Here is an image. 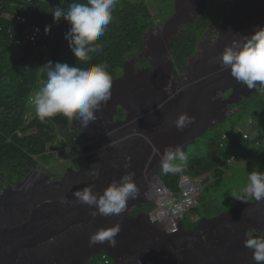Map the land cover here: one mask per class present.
Returning a JSON list of instances; mask_svg holds the SVG:
<instances>
[{"label":"trees","instance_id":"trees-1","mask_svg":"<svg viewBox=\"0 0 264 264\" xmlns=\"http://www.w3.org/2000/svg\"><path fill=\"white\" fill-rule=\"evenodd\" d=\"M175 1L176 0H174V2ZM230 1L231 0L207 1V7L204 8L205 12L202 13V15L194 21L193 24H186L183 27L178 25L177 30L179 27L182 28H180V34H178L174 40V36L171 38V43L168 48V55L169 57L171 56V60L174 64L173 75L175 77L179 78L183 75L184 71V78L188 77L187 79H189L192 83L194 82V78L186 72L190 70L192 65L191 63L196 61L195 53L198 45L203 40L205 34L210 30V26L213 23L220 26L223 22L220 27L221 31L219 36L220 39L223 38L224 42L228 41L227 44H231L235 39H238L241 36L250 35L259 26H264L261 19L257 20L258 24L252 23L240 31L239 34L233 33L230 39L227 40V36L231 33L230 27L234 25V21L237 20L240 15V13H238L237 16H230L229 18L226 16V14L230 12V7H228ZM263 2L264 0H253L248 3L247 6L242 4L244 9L241 11L243 15L242 20H249L248 16H250L253 11L261 9ZM73 3H87V0H32L30 5L24 0H2L4 9L3 12H7L8 14L14 16H25L31 24L42 28L44 32V39L40 41V44L36 48H32L31 46L24 44L18 45L14 37L13 39L10 38V34L15 35V37L16 35L19 36L21 34V27L17 23H13L11 21H3L1 23L0 192L3 188L8 189H6L0 197V233L8 234L11 238H14L17 236L15 233L20 230H15L12 225L8 223V221L3 223V215L1 212L4 209L11 211L14 208L17 215L26 213L27 215H33L40 219V217L36 215V210L39 209L41 216H43L45 220H50L48 235H44L43 228L38 231L39 237H44L47 241L40 244L42 248L39 253H36V251L33 253L32 249L31 253L26 252V248L24 247L25 242H22L20 245H14V242H10L8 248L9 252L6 253L8 255L7 261L5 262L2 257L3 255H0L4 264H17L16 259L23 262L25 258H32V256L45 260L47 264L49 262V264H56L52 263V257L54 255H60L61 253V238H63L62 228L64 229L65 227L64 218H80L79 216H81V212H83L82 217L80 218L81 224L75 227H73V225L69 229H72L73 234H78L80 236L82 245H87L89 242V236L95 233V231L89 228L85 222L88 217L86 214L95 210V206H89L87 204L82 205L81 207L71 206L69 208L71 211L67 212L66 207L63 205L64 202L67 201H65L63 195L59 194L60 191H63L64 193L66 188L65 182L61 179L58 181L54 180L48 182L50 179L49 175H47V177L44 175L39 181H37L34 174L37 170L34 169L45 166V169L48 170V174L50 175L53 170L56 172L58 171L61 174H63V172L65 173L67 171V167L62 170L53 169L48 165L50 162L60 163L53 159L54 153H59L62 160L65 157L66 150L71 149L76 155L81 152L82 131L85 133L84 138H87L86 145L95 143L114 132L111 127H104V125L101 124L103 123V120L107 118L104 116L108 114L109 109L106 106L107 103L102 104L100 110H98L101 115L100 120L97 123L95 121L90 122L87 127H80L75 121H70L62 115L48 118L42 122L36 114L31 112V107L33 105L31 100L47 79L46 71L42 67L49 60L54 63L66 62L70 65L81 68L92 64L106 62L108 64L107 71L112 77L113 84L111 93H113L115 91V85L123 81L118 79L123 76V73L121 72L123 71V68L126 72L129 65L137 64V66L141 68L148 66V62L146 61L147 59L143 57L139 58V56L142 55L145 50L144 41L146 42L149 30L154 27V17L148 4L144 0L138 2L129 0L118 1L112 11V22L108 25L104 35L97 41V43L103 45V51L99 54H90V60L86 63L78 61L69 49L68 41L65 39V34L68 33L70 29L68 22L63 18H61L58 22L54 21L52 15L57 8L67 9ZM23 5L29 8H22L21 6ZM175 14L176 10L174 9L172 17H174ZM223 19L224 21L226 20L227 23H224ZM229 19H231L230 26L226 29L227 25H229ZM46 28L48 31H46ZM177 33L178 32L176 31V34L174 35H177ZM219 57L220 56H218L215 60L217 64L214 65V68L212 69L213 72L211 74H216V68L221 64ZM129 61L131 62L127 63ZM187 63H190L191 65L188 66ZM219 70L221 69H218V71ZM181 81H183V84L185 83L183 79H181ZM186 89L192 90L193 86L189 85L188 88H184V90ZM145 102H147V100ZM153 102L154 98L149 97L148 103L151 105V108L148 110L140 108L131 100L119 103L118 105L116 104L127 112L126 120L121 122L123 124L122 128L139 119L141 115L144 116L151 113V111L157 110L158 108H156L155 103ZM117 106H115V109ZM244 108L245 107L243 106L242 109ZM124 110L120 109L118 112V118L122 120H124L126 116ZM261 111L263 112H261V116L264 118L263 95ZM213 118L217 119V115H213L212 118L208 119V121ZM110 119L113 120V116H111ZM174 121L166 125L164 129L174 125ZM210 126L213 127V124L210 123ZM245 133L247 132H243L241 134L235 133V131L225 133L227 136V140L225 142L223 141V144L226 143L225 146H222V143H220L219 140L216 142L214 140H209L208 138V152L206 153L200 152L201 150L198 148H194L193 150L190 148V165L186 170V173H184L193 178H200L205 175L211 176V181L209 178L205 180L204 184H207V186L204 187L203 192L205 190H209L210 187H212L215 192L222 195L223 193L221 192L223 188H226L224 191H230V189H228L230 188V186L228 187V183L223 182L225 178L230 177L229 175L232 170V168L227 165L225 161L228 156L232 154L237 155L239 161L246 162L251 169H254L258 165V162H264V155H261V153H255L257 148L264 150V134H261L260 132H257L256 134L249 132V138L248 140H245ZM201 134H203V132L193 134L190 138L191 143L193 144L196 138ZM188 142L186 143L188 144ZM257 144H259V146ZM225 151H232V153L225 154ZM60 167L61 165L57 168ZM51 176L59 178L57 173ZM160 178L169 191H179V173L175 171L165 172L162 170L160 172ZM208 185H210V187ZM203 192L199 198V202H202L203 206H205L207 203H205L206 196H203ZM239 193L242 196L243 193H241V191ZM224 195L230 196L229 193H224ZM4 197H7L6 207L3 206L2 202ZM47 201H50V203ZM135 205L136 204H131L127 208L126 214ZM197 207L191 210L190 213H192V216H195ZM52 208L59 213L58 217L56 215H51ZM143 210L144 207L135 209L130 217H134ZM202 212L204 213L205 211L202 210ZM238 213L242 215L241 218L243 221L234 224L237 226L249 224L251 225L250 228H246L243 232H238V234H236L234 230H230V226H228L229 228L224 227L221 229H214L213 226H211L193 241L185 239L179 240L178 245L181 247L183 244L186 247L187 252L190 248L195 247L200 251V253L204 254L207 247L226 244L229 246L230 250L235 253L238 244L243 243L246 231H251L254 235L263 237L258 233L259 229L260 231L264 229L263 203L258 208L250 210L240 209L238 210ZM127 216L128 214L125 216V222H127L128 229L126 233L124 232L115 238V246L111 247L107 242H104L101 243V246L103 247L98 248L95 244H93L94 246L92 247L94 254L91 258L95 257L99 253L105 252V254H110L112 257L119 256L122 258V260L118 262L117 260H113L116 264L123 263L124 255L127 254L129 248H134L137 245V239L139 238L137 235L140 236V230H135V232L129 234V231L131 230L129 222L131 221L126 220ZM110 218L111 219H109L108 216L105 219L106 224L101 226L102 229H108L115 225L117 218L113 215H110ZM108 219L109 221H107ZM197 225L198 223H195V227ZM122 230L124 229L121 228V231ZM23 233H25L24 230H22L20 235ZM204 235H207V238H204ZM151 243L152 242H149L147 246L149 247L152 245ZM188 245L191 246L189 247ZM203 245H206V248H203ZM49 257L52 259L48 260L50 259ZM253 262L254 261H252V263ZM123 264H168V259L160 257L158 260H152V256L149 253L147 258L133 257ZM210 264L220 263L215 259V257H211ZM244 264L248 263L245 262Z\"/></svg>","mask_w":264,"mask_h":264},{"label":"rangeland","instance_id":"rangeland-1","mask_svg":"<svg viewBox=\"0 0 264 264\" xmlns=\"http://www.w3.org/2000/svg\"><path fill=\"white\" fill-rule=\"evenodd\" d=\"M120 1V0H118ZM122 1V0H121ZM129 1H142V0H129ZM154 17L153 24L154 27L153 30L149 31L146 42H145V49L146 51L139 56L146 58L142 60H146L148 62V66L144 67L147 71L144 69L137 68L135 65H129L126 69V72L124 71V78L122 77V82H119L115 85V91L114 94H121L122 97L126 96L121 102H128L133 101L136 103L140 108L148 110L151 108V105L148 103V98H154V102L156 108H158L155 111H151V113L147 115H141L139 119H137V122L131 123L130 125H126L123 128L113 127L115 129L114 132L110 133L109 135L105 136L100 141H97L95 143L89 144L86 146V139H84V146L81 147L82 151L79 152L77 155L72 153V150H66L65 151V157L60 161V163L56 162H50L48 165L51 168L55 169H62L66 168L67 172H63V176L60 179H64L66 183L69 184L72 188L76 190L84 189L87 186H92V191L95 193H103V191L112 183L113 180H119V178L126 174V173H134V180L135 183L139 189V195L137 199L140 197V192L143 187H145L146 183L145 181H142V164H140V160H143V156L145 153L149 150V147L155 146L156 149V155L161 159L160 155L157 153H161L164 148H168L169 146L175 147L176 144H174L173 138L176 135L177 128L175 125L170 126L169 128H166V125H168L170 122L174 121L180 114L185 113V111L188 108V102L191 101V99H188L189 95L191 94L192 90L184 88H188L190 85L197 86V100L200 96L203 95L202 91H199L200 88L202 89L205 87V84L203 80L207 78V74L211 76V73L213 72L214 65L217 64V62H214L218 56L223 52V44L224 42L223 38H219L217 45L215 49V53H213L210 49L212 43L215 42L217 34L218 27H214L213 29H210L208 33L204 36L202 42L198 46V51L196 52V61L194 63H188V66L191 65L190 70H188L186 73L190 74L194 78L195 82H191L189 79L184 78V84L181 79H175L173 76H171V70L173 67H171L170 63V57H168V47L171 43V38L174 34H176V31L179 34L180 28L186 24H193L192 22L196 20L200 14H202L205 10L207 1L204 0L203 5H199V0H144ZM253 0H238V2L231 3L229 5L230 12L227 14L228 18L230 16H237L238 13H240L239 18L234 21L235 27H230L231 33L227 36V40L230 39L231 35L233 33L239 34L240 31H242L244 28H246V20H242V13L243 6H247L248 3L252 2ZM192 3V7L190 8L189 4ZM202 8V10H201ZM176 10V16H173V10ZM201 10V11H199ZM233 10V13H232ZM199 11V12H198ZM194 12H198L195 14V18L192 19V15ZM252 15H262L261 21L264 24V2L261 9H257L253 11ZM248 16V15H247ZM246 16V17H247ZM172 19H171V18ZM250 16H248L249 19ZM233 18V17H232ZM231 18V19H232ZM252 20H254L255 17H251ZM169 19H171L169 21ZM229 19V25H227V28L230 26ZM167 21H169L167 23ZM249 21V20H248ZM227 23L225 20L224 23ZM166 23V24H165ZM178 25H181L179 27V31L177 30ZM161 26V27H160ZM175 31V32H174ZM174 32V33H171ZM220 37V36H219ZM225 39V38H224ZM135 60V59H134ZM152 65V66H151ZM186 67V66H185ZM152 68V70H151ZM216 75L217 78L215 82L212 84V89L214 91V94H217L219 91L224 94L225 92L229 91V89H233L231 91V94H227L228 99L225 100V102H222L221 100H218V107L213 112V115H217L218 124L217 126H214L209 131H207L205 134H201L196 141L192 144L191 141L188 142V144H185L184 152L187 151L188 146L190 145L191 150L194 148H198L201 150L200 152L206 153L208 152V146L207 141L214 140L217 142V140L220 141L223 135L228 132L235 131V133H243V132H252L256 134L257 132H260L261 134H264V118H262L261 114L263 113L262 110V95L260 91L255 93L249 100H243V103L240 104L241 106L232 109H239L245 107L242 110L237 111L235 114H228L231 115L227 119L224 117L223 114H221L222 108H227L228 105H231L235 102H232V98L235 94L238 92L235 91L236 87H230V84L224 83L225 80L228 78V74H222L218 75L217 73H220V66H217L216 68ZM125 70V69H124ZM152 71V72H149ZM123 72V71H121ZM120 72V73H121ZM165 80L168 82V86L164 87ZM241 84V83H239ZM164 91V92H163ZM254 89L252 90V92ZM234 92V94H233ZM255 92V91H254ZM111 93V94H113ZM167 94V95H166ZM154 95V96H151ZM247 98V97H245ZM147 100V102H145ZM197 103V102H196ZM238 103V102H237ZM146 105V108H145ZM194 105V104H193ZM234 107V106H233ZM194 109L195 106H192L189 104V110ZM31 112L33 114L35 113V107L32 105ZM262 112V113H261ZM212 115V116H213ZM260 115V116H259ZM96 119L94 120L96 123L100 120V112L97 111L95 113ZM143 116V117H142ZM226 120V121H225ZM139 121V122H138ZM250 121H252L250 123ZM78 126L81 127L79 122L75 121ZM111 124H113L111 122ZM112 129V126H111ZM134 129V130H133ZM118 130H121L117 132ZM138 135L137 139L134 141V135ZM127 137V138H126ZM122 138H126V140H122ZM151 138V139H150ZM147 140V141H146ZM160 140V141H159ZM134 141V142H133ZM148 142L149 145L145 146L144 143ZM112 143V146H110ZM147 143V144H148ZM192 144V145H191ZM134 148V150H133ZM133 152V161L128 162V170L122 171L119 170V166H117L118 160H124L128 154H131ZM91 153L94 158H91V156H88L87 154ZM225 154L232 153V151H225ZM256 154L261 153V155H264V150L257 148L255 151ZM186 156V162H181L179 160H176L173 162L174 165L178 166L177 173L185 172L188 169L190 165V156L191 151L184 153ZM84 158V162H82L80 159ZM130 160V159H129ZM158 161V160H157ZM154 164V176L157 177L158 172L160 171V164L157 162ZM82 162V163H81ZM81 163V164H80ZM59 164V165H57ZM80 164V165H79ZM96 164V165H94ZM60 168H57L60 166ZM115 165V166H114ZM79 166L78 170H75L73 168H77ZM93 166V169L98 168L100 171V175L98 178L93 177L91 172V167ZM232 168L230 177L225 178L223 182L228 183V187L230 186V191H224L226 188H223L222 194L217 193L214 191L210 185L209 190H205L203 192V196H206L207 203L205 206H203L202 202H199V206L197 207V212L195 213V216H192V213H187L184 217L183 223L181 224V230L183 231L182 236L178 240H165L163 237L164 235H156L157 238H160L159 242L153 241V234L159 233L157 228H152L149 226L146 222V224L141 225V233L137 240L141 241L143 239H148V242L152 241V245H150L148 248H146L147 252H150L152 256V260L156 259L158 260L160 257H166L172 261V263L175 264H185V254L187 252L185 246L182 244L181 247L178 245L179 240H188L193 241L196 239L199 235H202L206 229L213 226L214 229H221L224 227L230 226V230L236 231V224L237 222L243 221L242 215L238 213V210L245 209L250 210L254 208H258L264 204V200L256 201L254 198H252V201H246L247 199L251 198L248 196H244L242 194L243 200H237L234 199L232 194L234 192L239 193L240 190L246 185L247 183V177L248 174L254 170L264 172V162L260 161L258 162V165L251 169L250 166L247 165L244 161H239L232 163L230 166ZM45 166H42L41 168H36L34 170H37L35 174V179L39 181L42 176H46V172H48L47 169H45ZM33 170V171H34ZM65 170V171H66ZM158 170V172H157ZM32 171V172H33ZM250 171V172H249ZM38 172V173H37ZM44 172V173H43ZM60 175V172H56L53 170L51 172V175ZM152 176H150L151 178ZM54 177H50L48 182L53 181ZM47 182V181H46ZM207 186V184H204V187ZM175 192V191H174ZM224 193H229L230 196H225ZM65 194L69 196V198L66 200L74 199L73 201H76L77 197L75 195H71L69 193V188H66L64 190V196ZM66 196V197H67ZM209 197V198H208ZM136 199V200H137ZM215 199V200H214ZM65 200V201H66ZM50 203V201H47ZM78 202V203H77ZM84 203H81L79 200L76 201L75 206L81 207ZM131 205L130 202H128V207ZM64 206H71L70 203L64 204ZM147 206V205H146ZM127 207V208H128ZM203 207V208H202ZM149 206L147 211L149 210ZM156 208V207H155ZM155 208H151L150 211H153ZM202 210L205 212L203 213ZM52 208V213L58 217V212L55 211ZM66 211L70 212L71 209H66ZM65 211V213H66ZM139 211V210H138ZM126 212L121 213L120 215H113L116 217L117 221L115 224H119L121 228L124 230L120 231V233L117 235H121L124 232L126 233L128 227L127 222H125V216ZM64 213V216H65ZM37 214L41 218V214L39 213V210L37 211ZM83 212H81L82 217ZM108 216L99 215L97 218V225L99 227L106 224V218ZM193 218H197L196 221H193ZM83 219V218H82ZM109 219L110 216H109ZM109 219L107 221H109ZM145 221V220H144ZM195 223H199L195 227ZM80 219L74 218H64V231L66 229H69L70 227H75L76 225H80ZM184 224V226H183ZM129 225L131 227V230L129 231V234H132L135 232V226L129 222ZM229 228V227H228ZM227 228V229H228ZM155 229V230H154ZM237 232V231H236ZM116 236V238H117ZM262 236V235H261ZM134 237V236H133ZM132 237V238H133ZM204 238H207V235L203 236ZM172 239V238H171ZM96 247L102 248L101 243H96ZM189 247L191 245H188ZM143 250H139L137 253L141 256H143ZM103 253L98 254L97 256L93 257L89 264H104L103 261ZM137 254L133 253V255L126 256L127 259L135 257ZM180 256V257H179ZM112 263L113 260L110 259ZM27 262V261H24ZM31 262V261H28ZM53 263V262H52ZM27 264V263H25Z\"/></svg>","mask_w":264,"mask_h":264},{"label":"clouds","instance_id":"clouds-1","mask_svg":"<svg viewBox=\"0 0 264 264\" xmlns=\"http://www.w3.org/2000/svg\"><path fill=\"white\" fill-rule=\"evenodd\" d=\"M203 2L204 0L198 1L199 5L200 3L201 5H203ZM234 2H238V0H231L229 5L231 3L233 4ZM117 3L118 0H87V3H73L67 9L57 8L52 14L54 21L58 22L61 18H63L70 25L68 33L65 34V39L68 41L69 49L72 52L73 56L81 63L88 62L90 60V54H99L103 51V45L97 43V41L104 35L108 25L112 22V11ZM192 5L193 4L190 3L189 7L193 8ZM198 12L193 13V15L191 16L192 19L195 18V14ZM201 15L202 14H200V16ZM251 17H255L254 20H252ZM261 18L262 15H250L249 21L246 20V26L248 27L252 23L258 24L257 20H260ZM169 21H167V23ZM194 21L192 23H194ZM221 25L219 26L218 24L213 23L210 26V29L218 27L217 34L216 36H214L216 40L210 47L213 53H215V47H217V45L219 44L218 40L220 38L219 34L221 31ZM46 31H48L47 28ZM173 36L172 37L174 40V38L178 36V34ZM227 43L228 41L222 45L224 50L219 57L221 70L220 73L217 74L222 75L230 73V79L233 77L237 82L242 84L235 88L239 93L235 100H238L240 97L249 95L252 89H257L258 87H261L259 90L260 93L264 94V26H259L250 35H244L238 39H235L231 44ZM145 51L146 49L144 50V52ZM148 62H150V60ZM170 63L172 65L171 67H173L174 64L172 60H170ZM42 68L46 71V82L35 93L34 97L31 100V103L35 107L36 116L42 122L48 118L62 115L68 118V120L70 121L79 122L82 127H87L90 122H93L96 119L95 113L100 110L101 105L106 103V106L109 109L108 117L103 120V123L101 124L112 126L113 131H115L116 128L114 129L113 127H116V123L126 120L127 112L120 106H117L119 103H123L121 101L125 100L124 98L126 96L122 97L121 94L113 93L111 98V89L113 83L112 77L107 71L108 64L106 62L92 64L87 67L81 68L70 65L66 62L54 63L53 61L49 60ZM137 68L140 69L141 67L137 66ZM144 70L147 71L146 69ZM171 71V76H173L175 79H184V71L183 75L179 78L173 75L174 68H172ZM122 73L124 75V68ZM215 75L216 74H211L210 76L207 74V78L203 80L205 87H203L202 89L200 88L199 90L203 92V95L200 96L198 100L197 86H195L194 84L191 85L193 86V89L188 97V99H191V101H189L188 103L192 106H195V110H189L188 104V108L185 113L180 114L175 119L174 125L177 128L176 135L173 138L174 144H176L175 147L169 146L168 148H164L162 154L158 152L157 154L160 155V159L156 155L155 146L151 147L148 142L144 143V145L148 143L147 145L150 146L149 149L152 150V157L150 162L151 166H154V164L156 163L155 156H157V162H159L161 166L159 171L160 180V172L162 170H164L165 172H177L176 170H178V166L173 164L174 161L179 160L181 162H186V156L184 153L188 152V150L190 149V145L188 146L186 152H184V148L186 142L191 141L190 138L193 134H199L202 132L203 134H205L214 126L219 125L218 119L213 118L209 121L208 119L212 118L214 110L217 109L218 100L225 102V100L228 99V95H226L228 91L225 94L217 93L216 95H213L214 91L212 89V84L217 79ZM122 77L118 79H121ZM167 86L168 82L165 80L164 87ZM243 100L240 102V104L243 103ZM240 104L228 106L227 109L223 107L220 112L227 119L229 117L228 112H230L231 114H235L237 111L242 109H237ZM115 106H117L116 109ZM235 106H237L236 109H232L235 108ZM120 109L124 110L126 113L124 120L118 118V112ZM111 116H113L112 121L109 120ZM111 122L113 124H111ZM135 122H137V120H135ZM251 122L252 121H250V123ZM210 123L213 124V127L210 126ZM118 128H122V126L117 127V129ZM120 131L121 130H118L117 132L121 133ZM137 136H135L134 141L137 139ZM248 138L249 132L244 134V139L248 140ZM226 140L227 136L223 135L220 139V143H222V146H225L226 143L223 144V141L225 142ZM257 145L259 146V144ZM83 146L84 140L82 131L81 147ZM110 146H112V143ZM80 150L82 151V149ZM55 154L59 156L57 158L54 157L53 159L58 162L62 161L60 154L54 153V155ZM238 159L239 158L237 155L232 154L228 156L225 161L227 165L231 166L232 163L237 162ZM80 160L84 162V158ZM127 161L129 162L133 160L130 159ZM73 169L77 170L78 166L77 168ZM145 169L146 170L143 169L142 165V181H145L146 185L141 189L142 192H140V197L138 199L137 197L139 195V189L134 180V173L130 172L122 175L119 180H113L112 183L103 191V193H95L92 191V186H87L84 189L77 190L74 195L81 203L87 204L89 206H95V210H93L91 213L93 216L97 215V213L103 216L120 215L127 210L128 202H130L131 204H138V206L130 212L129 218L137 219L138 217L143 216L139 221L140 225H144L147 223L152 228H157L158 230L156 231H159V233L152 235L154 242L160 241V238H157L156 240L155 237L158 234H164L165 236L163 238L165 240H178L183 234V231L181 230V224L183 223L185 215L191 212V210L195 209L198 206V203L194 208L189 209L181 217L177 218L171 216L165 209V205H167V203L169 202L168 198L171 197V201L174 202L179 201L181 195L180 183L182 177L188 178V180H190L193 185L200 188V198L204 189V182L207 178H209L211 181V176L205 175L200 178H193L188 176L184 172H180L178 185L179 191L172 192L166 188L163 182V188L159 185L158 181L154 178V173L151 170V167ZM90 170V174L93 177H99L100 171L98 168L93 169L92 166ZM45 174L49 175L52 178V176L48 174V172H46ZM63 175L64 174H60L59 178L53 179L58 181ZM150 176L152 177L150 178ZM5 189L7 188H3V190ZM3 190L0 193H2ZM240 191L244 196L252 197L256 201L264 200V172L256 170L250 172L247 177L246 185ZM231 197L237 200H243L241 194L237 192H234ZM250 201H252V199ZM148 206L150 208L147 211ZM139 207H144V210L136 214L134 217H130L134 210ZM151 208L155 209L153 211H150ZM196 220L197 218H193V221ZM120 231L121 226L119 224H115L108 229H98L95 233L89 236V244L90 246H94L93 244L96 243L107 242L109 246L114 247L116 244L115 238L120 233ZM244 236V246L252 251V259L255 264H264V237H258L251 231H246ZM102 253H104V264H115L111 262V258L107 254H105V252ZM135 254H137L136 256H140L138 253ZM87 264H89V262Z\"/></svg>","mask_w":264,"mask_h":264},{"label":"bare ground","instance_id":"bare-ground-1","mask_svg":"<svg viewBox=\"0 0 264 264\" xmlns=\"http://www.w3.org/2000/svg\"><path fill=\"white\" fill-rule=\"evenodd\" d=\"M130 62H128V63H130ZM230 76L231 75L228 74V78L225 80L224 83L230 84L229 85L230 87H236V86L242 85V84H239V82H237L233 77L230 79ZM260 88L261 87L254 89L255 92L254 91L252 92V90H253L252 89L249 95L244 96V97H240L238 100H235V99L239 95V93L235 94L234 97L232 98V102H235V103H233L231 105H238V104H240V102L243 99L249 100L252 97V95H254L257 91L260 90ZM229 90L233 91V89H229ZM235 91H237V89ZM218 93H221V92L219 91ZM228 93L231 94V91H228ZM233 94H234V92H233ZM245 97H247V98H245ZM231 105H228V106H231ZM228 114H230V113H228ZM104 117H108V114ZM229 117H230V115H229ZM109 120L112 121L111 119H109ZM121 122H124V121L117 122L115 126L116 127L122 126L123 124ZM133 123H135V122H133ZM105 126H108V128L111 127L110 125H104V127ZM84 134L85 133L83 132V140L87 139V138H84ZM135 136H137V135H134V137ZM126 138H122V140H126ZM85 141L87 142V140H85ZM145 146H148V145L146 144ZM133 150H134V148H133ZM87 155L91 156V158L95 157L94 153H93V155H91V153H88ZM132 157H133V152L131 154H128L124 160H118L117 166H119V170L121 169L122 171H127L128 170V161L127 160L132 159ZM151 157H152V150L149 149V151H147L145 153V155L143 156V160L142 161L140 160V164L143 165L144 170H146L145 168L151 167V170L153 171V173H155L154 172V166H151V163H150ZM156 161H157V156H155V162ZM78 169H79V166H78ZM157 172H158V170H157ZM154 178L158 181L159 185L163 188L164 186L162 184V181L159 179V172L157 174V177L154 176ZM61 180L63 182H65L64 179H61ZM65 184H66V188H69V193L71 195H74V193L77 190L72 188L71 186H69L68 183L65 182ZM5 190H3V192ZM3 192L0 193V197L2 196ZM59 194L63 195V198L65 200H66V198L67 199L69 198V196H67L68 194L67 195L65 194V196H64L63 191L62 192L60 191ZM158 197H159V195H158ZM251 199H252V197L247 199L246 201L250 202ZM73 200L74 199H71L68 201L66 200V201H67V203H70L71 206H75V203H76V201H78V199H76V201H73ZM2 202H3V206L6 207L7 206V197H4ZM64 204H66V202H64ZM83 205H85V204H83ZM71 206H65V207H66V209L67 208L69 209ZM137 206H138V204L135 205L133 208L131 207L132 209L127 213L128 216L126 217V220L131 221V223L136 227V229L140 230V233H141L142 231H141V225L139 224V221L143 216H140L137 219H130L129 218L130 212ZM38 210L39 209L36 210V215L38 217H40L37 214ZM76 210H79V209H76ZM39 213H40V211H39ZM91 213L86 214L88 217L86 218L85 222L89 228H91L93 231L96 232L98 229H102V227H99L97 225V220H98L97 217L100 214L97 213V215L93 216ZM1 214L3 215V217H2L3 223L5 221H8V223L10 225H12V227L15 230L20 229L18 232L15 233L17 236H15L14 238H11L10 235H8V234L0 233V255H3L2 257L4 258L5 262L7 261L8 255L6 253L9 252L8 248H9L10 242H14V245L15 244L20 245L22 242H25L24 243V247L26 248L25 251L29 252V253H31V249H32L33 253H34V251H36V253H39L41 251L42 247L40 244L44 243L46 241V239L44 237L40 238L38 231L41 228H43L44 229V235H48L49 234L50 220H45V218L43 216H41V218H42V221H41V219L36 218L33 215H27L26 213L25 214L22 213L20 215H17L14 208L11 211H7L6 209H4V210H2ZM51 215H54V214L51 213ZM78 219H80V218H78ZM80 222H81V219H80ZM76 226H79V225H76ZM250 227H251V225H249V224L237 226V228H236L237 232L235 231V233L238 234V232H243L246 228H250ZM22 230H24L25 233L20 235L22 233ZM62 230H63V235H62L63 238H61L62 239L61 253H60V255H54L52 257L53 259L51 257H49L50 259H48V260L52 259L53 263H56V264L57 263L58 264H87L92 259L91 257L94 254L93 247L90 246L89 242L87 245H82L81 240H80V236L78 234H73L72 229H66L64 231V229L62 228ZM258 233L264 237V229L261 231L259 229ZM148 239H144L141 241L138 240V243L134 248H129L127 254L124 255L123 263L127 262L129 260L126 258L127 255H133V253H137L139 250H143V249H145V251L143 252V256H141V254H140V256H135V258H142V257L147 258L149 256V253H150V252H147V250H146V248H148L147 245L149 243ZM10 240H14V241H10ZM203 248H206V245H203ZM107 255L111 259L117 260V262L122 260V258H120L119 256L112 257L110 254H107ZM185 257H186L185 264H210L211 257L212 258L215 257V259L217 261H219L220 264H240L241 262H242L241 264H244L245 262H247L248 264H254V262L252 263V261H253L252 251L249 250L248 248H246L244 246V243L238 244V247H237L235 253H233L230 250L229 246L226 244H219L216 246L207 247L204 254L200 253V251L197 248L193 247V248H190L188 250ZM166 259H168V258H166ZM24 261H27V262H24ZM24 261L21 262V260L16 259L17 264H25V263H27V264H47V262H45V260L38 259L35 256H32V258H25ZM28 261H31V262H28ZM114 263L116 264L115 261H114ZM123 263H121V264H123ZM0 264H4V262L1 260V258H0ZM168 264H175V263H172V261L170 259H168Z\"/></svg>","mask_w":264,"mask_h":264},{"label":"built area","instance_id":"built-area-1","mask_svg":"<svg viewBox=\"0 0 264 264\" xmlns=\"http://www.w3.org/2000/svg\"><path fill=\"white\" fill-rule=\"evenodd\" d=\"M27 4H31L32 0H24ZM44 1V0H40ZM28 9L29 7L21 6ZM2 0H0V26L3 21H11L17 23L21 27V34L18 36L10 34V38L16 39L18 45H28L32 48H36L40 41L44 39V32L41 27L33 25L29 20L22 15H10L7 12H3ZM1 30V28H0ZM59 155L55 154L57 158ZM181 195L179 201H171V197L168 198V203L165 205V209L173 217H181L189 209L194 208L198 203L200 188L193 185L188 178L182 177L180 183Z\"/></svg>","mask_w":264,"mask_h":264}]
</instances>
